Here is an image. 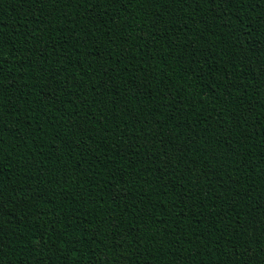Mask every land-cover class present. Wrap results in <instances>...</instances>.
<instances>
[{
    "label": "trees",
    "instance_id": "trees-1",
    "mask_svg": "<svg viewBox=\"0 0 264 264\" xmlns=\"http://www.w3.org/2000/svg\"><path fill=\"white\" fill-rule=\"evenodd\" d=\"M264 0H0V264H264Z\"/></svg>",
    "mask_w": 264,
    "mask_h": 264
},
{
    "label": "snow or ice",
    "instance_id": "snow-or-ice-1",
    "mask_svg": "<svg viewBox=\"0 0 264 264\" xmlns=\"http://www.w3.org/2000/svg\"><path fill=\"white\" fill-rule=\"evenodd\" d=\"M261 251H264V244L261 245Z\"/></svg>",
    "mask_w": 264,
    "mask_h": 264
}]
</instances>
